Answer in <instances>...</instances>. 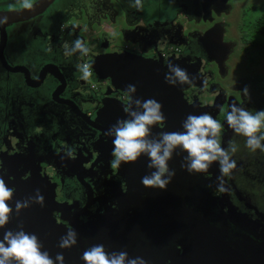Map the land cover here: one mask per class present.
<instances>
[{"label": "flooded vegetation", "instance_id": "obj_1", "mask_svg": "<svg viewBox=\"0 0 264 264\" xmlns=\"http://www.w3.org/2000/svg\"><path fill=\"white\" fill-rule=\"evenodd\" d=\"M36 1L33 0V3ZM117 1L121 6V11L116 8V2L113 0H77L75 2L73 0H55L42 14L23 21L24 23L32 21L29 29L34 30L33 36H29L26 31L22 32V29L17 25L21 22L7 27L8 39L4 55L0 56V161L4 164L0 169L1 171L8 170L9 173H15L19 179H25L28 176L27 171H31L38 160L45 158L49 162H54L55 157L58 155L63 156L62 160L68 159L72 161L71 163L78 162L85 166L91 162V148H94L95 143L104 137V134L112 125L116 124L118 119H124L123 115L128 118L125 111H123L125 104L128 102L126 91L116 89L110 81H99L94 73L96 81L91 82L81 79V73L76 65L84 64V57L78 52L71 56L65 55V45L71 47L78 37L83 40L90 50H95L97 54L104 50L120 49L115 44L114 38L104 34L105 29H102L104 23L101 24V20L104 18L116 19V16L120 15L121 22L125 25L121 28L125 44L121 50L124 53H120L123 55L126 53L136 55L139 57L136 58L137 61L144 60L143 64L149 61L147 65H151L157 76L167 72L169 61L180 67L182 65L180 62H182L186 65L189 76L192 73L196 74L198 67L201 68V71L206 74L210 73L213 77L215 74L221 76L224 73L226 61L222 62V57L217 56L219 54L217 42L213 48L206 45L207 40L201 39L205 35L203 39L208 38V35L212 33L211 28L205 30L204 33L198 28H195L193 32H189L191 28H187L186 24L179 20L178 15H174V12L166 13L165 16L161 15L163 10L160 7L159 0L156 2L142 0L143 9L140 11L130 7L131 0ZM18 8H21L19 3L11 6L0 5L1 10ZM215 9L218 8L215 7ZM210 11H205V16L212 19V16H209ZM202 14L203 12L198 13L199 16L196 15L193 21L195 18L200 19ZM173 17H176L177 20L174 21ZM24 33H27L28 46L22 49L17 45L15 46L13 40ZM130 38H135L132 39V42H136L133 44L134 46L130 44ZM10 41L12 43L11 48L9 47ZM25 44L26 40L23 38V46ZM90 53L92 54V52ZM92 55L94 56V53ZM130 57L135 58V56ZM88 62L91 64L90 60ZM7 64L11 68L17 69L12 70ZM143 64L134 65L135 70L130 72L132 81H127L126 84L136 86L134 99L146 98V93L150 87L148 81L154 79L151 73L143 70L141 67ZM143 76L145 79L142 78ZM91 85H93V88ZM171 86L177 87V84ZM198 86L192 83L183 84L184 96L189 105L197 102L199 97H205L202 93V86ZM151 90L157 94L160 91V85H152ZM103 92L105 94H101ZM175 93L177 94L176 91ZM233 96H237L238 103L244 104L243 93ZM231 101L232 96L230 97ZM206 102L204 103L207 104L208 108L209 105L213 104V102ZM103 104L106 105L105 109H102ZM111 105L113 106L111 107ZM114 109V118H112L109 112ZM196 111L198 112V110ZM222 116V114L216 115L215 119ZM29 126L31 128L30 133ZM224 127L225 131L222 130L220 137L223 141L221 147L225 144L224 141L228 136L233 139L232 133L234 136L236 135L228 127L227 122ZM168 131L173 132L176 130L169 127ZM178 131L183 130L179 128ZM108 138V142L104 145L111 146L113 139L111 136H108ZM69 151L72 153L71 156L68 155ZM175 153H179V155L174 154L177 167L176 176L179 175V178H181L180 149H177ZM141 157L135 163L142 161ZM148 160V157L143 158V161ZM15 162H19L21 166L14 171L12 166ZM214 163L219 167L218 162ZM7 166L8 169L5 168ZM39 168L52 180L50 182L54 184L53 195L58 196L65 191L62 198L65 200L68 192L66 188L62 187L65 171L63 170L61 174H57L59 173L58 170L52 169V167L43 163L39 164ZM23 171L25 174H22ZM19 179L15 178V181L20 182ZM113 183H118L120 190H117ZM141 185L143 186L142 183ZM107 186L109 189L113 188L110 192L115 204L123 213V195L131 187L113 179L107 182ZM173 186L175 192L179 191L184 195L183 199L187 200L188 196H185L186 192L183 187L180 185ZM208 188L203 195H197L195 192L194 194L200 202V207L203 206L202 202H205L208 208L212 209L207 210L208 214H211L217 219L218 223L227 228L226 247H236V250L243 252L241 245L235 240L239 238L242 244L250 245L258 252L263 258V262L259 264H264V233L255 232L258 234V241H254L225 221V217L229 216L230 221L240 222L238 217L245 215L241 211L245 210L243 201L238 197V194H235L237 192L236 185L229 182L230 194L228 195L229 207L232 208L235 216L228 214V211H231L230 208H219L222 193L216 191V189L211 190V187ZM82 191L85 194L87 193V190L86 192L85 190ZM147 191L157 195L153 188H147ZM163 191L160 196L170 198L167 191L165 189ZM95 194L97 196V193ZM33 195L36 194H31V197ZM58 198L61 197L58 196ZM62 210H67V208ZM175 210L184 213L190 211L183 210L179 205ZM65 215L66 213L62 212L58 216L64 217ZM184 219L185 216H181L178 223H168L172 226L168 227L172 231V235L166 242L179 233V228L184 229V226L180 223ZM251 222L255 225L258 223L256 219ZM117 223L127 225L120 218ZM32 224L34 223L31 222ZM138 224H141V221ZM8 229H10L9 225L0 228V239H3V233ZM11 229L13 230V228ZM52 232L59 235L58 231L52 230ZM29 233L39 234L36 230H30ZM107 236L112 248L110 250L105 248L106 251L109 250V253L125 251L120 245V243L123 244L122 241H119L110 233H107ZM38 238L40 242H50V237L43 232L38 235ZM234 241H236L235 244H233ZM128 256L130 255L128 254ZM246 257L251 260L252 264H258L256 258H251L250 254H247Z\"/></svg>", "mask_w": 264, "mask_h": 264}, {"label": "water", "instance_id": "obj_2", "mask_svg": "<svg viewBox=\"0 0 264 264\" xmlns=\"http://www.w3.org/2000/svg\"><path fill=\"white\" fill-rule=\"evenodd\" d=\"M54 1L55 0H37L33 3V8L31 10L22 8L9 10L0 9V17H7L6 23H0L1 57L4 55L8 39L7 27L42 14L54 3ZM120 52L124 53V51L119 49H112V51H102L101 55L94 54L91 67L99 81L108 80L116 89H121L125 92L127 81H132L130 75L131 70H135L134 65L143 64L144 60L137 61L136 58H139L138 56L129 53H126L128 55H123ZM130 56H135V58H131ZM147 62L141 67L144 71L151 73L154 79L148 81L150 87L144 99L152 98L162 104V112L166 117L163 123L153 127L152 133L155 135L160 131H168L169 127L178 131L179 128H182V122L188 114L200 115L196 110H200L203 105L197 104V102L193 105L192 103L189 105L188 100L184 96L183 85L177 84V87L169 85V83L165 81V74L157 76V73L153 72L151 65H147ZM8 67L12 70L17 69L11 68L9 65ZM142 78L145 79L144 76ZM155 84L160 85V91L157 94L153 93L151 90L152 85ZM101 94L105 93L103 92ZM105 106L106 105L103 104L102 109H105ZM112 106L113 105H111V107ZM115 109L109 112L112 118H114ZM123 116L124 119H126V116ZM99 122L102 123L101 120H99ZM106 139L107 141H105ZM108 139V135L104 134V137L95 143L94 148H91V162L85 166H82L81 163L78 162L71 163L72 161L68 159L62 160L63 156L58 155L55 157L54 162H49L45 158L38 160L37 163L33 165L34 167L32 170L27 171L28 176L25 179H19L15 173L9 174V171L5 170V174L12 176L10 178H17L21 182L20 184L18 183L21 188L20 191L15 193L13 199L8 202L13 208V212L7 223L10 229L19 230L22 227L23 230L28 233L30 230H36L39 234L43 232L50 237V242H41L43 245L42 250H46L53 259H55L57 253H62L64 256V264H85L81 259L83 252L99 243L110 250L112 247L107 233L114 235L119 241H122L123 244L120 243V245L130 255L129 258L141 257L147 264H252L251 260L247 259V254H250L251 258L255 257L258 264L263 262V258L258 252L250 245L242 244L239 238L235 240L239 242L241 250L244 253L236 250V247H226L227 228L223 224L218 223L217 219L211 214H208L207 210L212 209H209L205 202H202L203 206L200 207V202L193 192L188 193L183 188L186 192L185 196H188L187 200L183 199L184 195L179 191L175 192L173 185H178L181 179H179V175H177L178 177L176 176L177 167L175 165L176 157L174 154L179 155V153L174 152L173 158L168 162L170 170H175V176L165 189L170 198L165 196L162 197L160 194L164 192L163 189L153 188L157 194L154 195L147 191L145 186L141 185V178L155 171V169H149L147 167L149 160L143 161V158L147 156L142 155V161L137 163H122L119 168L113 169L110 166V161L113 159V156L111 157L113 143H111V146L104 145L108 142ZM112 139H114V137H112ZM40 163L58 170L59 173L57 174H61L64 169L60 166L57 168L53 167L54 163L69 167L72 173L68 175L64 170V176L71 178L70 176L74 174L73 179L77 181V183L80 182L85 192L87 190L86 201L81 208L72 210V213H70L69 208H67V210L53 209L52 212L56 215L46 213L49 203L47 193L43 206L33 202L29 207L21 210L19 214L15 212V202L17 200L23 201L31 197V194L36 192L37 189H39L41 194L44 193L46 188L43 184H40V178L45 177L48 182L51 183L50 181L52 180L39 168ZM5 168L8 169L9 167L7 166ZM12 168L17 169L18 167L12 166ZM121 172L130 180L133 186L132 191L138 199V214H140L142 220L141 224H137L136 226L129 227L128 224L120 225L117 223L118 219H115L109 213L106 216L101 214L95 215L101 208L105 210H117L119 213L123 214L118 205L115 204L114 198L110 192L113 188L109 189L107 186L109 180L113 179L117 181ZM22 174H25L24 171ZM102 175H105L108 181L98 190L97 185L103 180L101 179ZM88 177L92 179H88ZM121 182L124 185L127 184L125 180ZM65 184L72 186L68 179ZM180 185L182 187L184 183L181 182ZM24 186L26 187L24 188ZM97 190L98 197L93 201V191L97 193ZM75 196L79 198L77 194ZM123 197L124 204L126 198L124 195ZM129 197L136 202L131 193H129ZM54 199L58 204L55 194ZM67 201L68 200L65 202ZM177 204L183 210L190 211L184 213L180 210H175L178 207ZM94 205L96 206V210H92L94 216L89 215L90 208ZM62 212H65L66 215L64 217L58 216L60 213L62 214ZM181 216H185V219L180 222L184 226V229L179 228V233L166 242L172 235V231L168 229V227L172 226L168 223H178V219ZM56 219L66 221V226L61 228L59 224L56 225ZM31 222L34 224L31 225ZM69 223H72V228L77 232V244L70 248L62 249L58 244L61 236L65 235L68 229L71 228ZM52 230L58 231L59 235L52 232ZM158 239L159 241H157ZM236 241H234L233 244H235ZM109 250L107 251L109 252ZM57 264H59V262H57Z\"/></svg>", "mask_w": 264, "mask_h": 264}, {"label": "clouds", "instance_id": "obj_3", "mask_svg": "<svg viewBox=\"0 0 264 264\" xmlns=\"http://www.w3.org/2000/svg\"><path fill=\"white\" fill-rule=\"evenodd\" d=\"M22 9L31 10L33 0H18ZM130 7L140 11L143 9L142 0H131ZM7 17H0V23H6ZM86 56L90 49L81 38H77L71 47L65 45V55L71 56L75 53ZM81 79L87 81L92 75L90 65L87 63L77 64ZM165 81L171 85L190 84L192 79L187 71L179 65L169 61ZM245 96L249 90H243ZM128 102L124 106L127 114L126 119H118L105 133L114 137L112 140L113 159L110 166L119 168L122 163L136 162L142 155L149 159L147 167L155 171L141 178L143 186L147 188L166 189L175 170L169 168L168 162L173 158L174 152L180 149L187 153L181 167L191 173H207L214 162H218L220 175L216 177V191L226 193L229 189L225 186V177L231 175L237 164L232 159V154L237 151V146L230 143L229 148L221 147V123L208 113L200 115L188 114L182 122L183 131H160L153 135L152 129L163 123L166 119L162 112V104L155 99H142L133 96L136 86H126ZM226 122L236 134L246 138V147L255 152L257 149L264 151V110L253 114L236 103L230 105V111L226 115ZM71 151L68 155L71 156ZM211 187V185H208ZM15 189L8 187L2 176H0V228H4L9 222L13 208L8 203L13 199ZM44 204V197L39 189L34 197L15 202V212L30 206L31 203ZM77 244V232L69 228L65 235L61 236L58 246L62 249L70 248ZM38 236L28 233L21 227L19 230L8 229L0 239V264H64V256L57 253L53 259L46 250H42ZM81 259L85 264H147L141 258H129L126 251H113L109 253L103 244L93 245L86 249Z\"/></svg>", "mask_w": 264, "mask_h": 264}, {"label": "rangeland", "instance_id": "obj_4", "mask_svg": "<svg viewBox=\"0 0 264 264\" xmlns=\"http://www.w3.org/2000/svg\"><path fill=\"white\" fill-rule=\"evenodd\" d=\"M72 1V0H71ZM74 2L77 0H73ZM115 1L116 8L121 11V6L118 3L117 0ZM158 0H148V2H156ZM160 1V7L163 10L161 13L162 16H165L166 13L174 12V15H178L179 20H182L187 28H191L189 32H193L195 28H198L204 33L205 30L208 28H211L212 33L208 35V38L202 40H207V42L217 46L222 38L225 42H233L235 45V52L232 53L231 57L232 61L227 63L230 58L227 60V66L228 68L225 69L224 73L221 74V76H218L217 74L214 75V77L208 73L206 74L204 71H201L200 67H198L197 73L190 74V78L192 79V84L201 87L202 93L205 95V97H199L197 99V104H202L200 110H198L199 114L208 113L213 118H215L216 115L222 114L223 116L217 119L221 125L222 130L225 131V124H226V115L230 111L229 102L230 97L232 95H239L240 93H243V89L245 87L249 90V95L251 96L253 94H259L260 91L256 88V82L254 78L259 74L264 73V33L259 31L254 27L257 17L264 11V0H159ZM15 3H19L18 0H0V5L6 6V5H15ZM224 6H226L227 12H223L221 16H218L223 11ZM215 7L218 9L216 10ZM200 10V11H199ZM209 16H212V19L205 16V11H209ZM203 12L200 19L195 18L193 21V18L198 13ZM176 17H173V20ZM31 23H24L21 22L17 24L21 29L22 32L26 31L29 36L34 35V30H30L29 27L31 26ZM102 29H105L104 34L108 35L115 39V44L120 48L121 50L123 48L124 44V35L121 30V28L125 27L124 24L121 22L120 15L116 16V19L107 17L106 19L101 20ZM214 24V25H213ZM235 27L237 30L236 32L234 29ZM221 28V30H220ZM210 30V29H209ZM208 30V32H209ZM216 30V32H215ZM242 30V31H240ZM215 32V33H214ZM27 33L21 34L18 37L13 40V44L16 46L21 47L24 49L28 46L27 43ZM23 38L26 40V44L23 46ZM11 39V37H10ZM133 38L129 39V42L132 46L136 42H132ZM135 39V38H134ZM133 39V40H134ZM201 43V40H200ZM12 43L10 41L9 47L11 48ZM126 48V46H125ZM248 49V50H247ZM122 51V50H121ZM92 54L95 55H101L102 52L97 54L95 50H90ZM91 53L84 57L85 62H92L94 60V56ZM103 56V55H102ZM199 59V57H198ZM89 63V62H88ZM181 68L186 70V65H184L182 62H180ZM200 62L198 63V65ZM91 66V64H89ZM90 70L92 72L91 77L89 78V81L93 82L96 81L95 76L93 75V69L90 67ZM164 74V73H163ZM166 74V73H165ZM108 81V80H107ZM100 84V83H99ZM93 88V85H91ZM244 94V93H243ZM203 98V99H202ZM213 102V104L209 105V108L207 104L204 102ZM206 102V103H207ZM215 109V110H214ZM214 110V111H213ZM223 132V131H222ZM221 132V133H222ZM232 138L230 139L226 138V141H224L223 148L228 149L229 144L232 143L237 146V151L232 154L233 155H239V156H249L247 159H235L236 164L238 165H245V178L249 179H257L260 175V169L262 167V164H264V159H259L258 157L261 155H264V151H261L257 149L255 152L251 151L246 147V138L242 135L234 134L232 133ZM107 141V139L105 140ZM264 143V142H262ZM223 144V141L221 140V145ZM187 153L180 151V158H181V164L184 162L183 158L186 156ZM142 158V157H141ZM4 164L0 161V169H2V166ZM26 163L24 164V166ZM21 164L19 162H15L13 164V167H20ZM60 166L62 169H64L67 174H71L72 171L69 169V167H65L63 164L54 163L53 167L57 168ZM250 168L253 169L254 173L250 170ZM16 169H14L15 171ZM5 171L0 170V176L3 177L5 183L10 188L15 189V193L20 191L19 184L21 182H16L15 178H10L11 176L4 173ZM10 174V173H9ZM250 174H254L251 176ZM16 175V174H15ZM220 175L219 167L216 166L215 163L211 165L207 173H189L186 169L182 168V177L179 178V184L181 182L184 183L182 186L188 193L195 192L197 195H203L205 191H207L208 185H211V190H215L217 186L216 177ZM71 178H67L64 176L63 179V186L68 190L67 195L65 196V200L62 199L64 193L59 194L58 196L61 198H58L57 196V202L56 203L53 195V189L54 184L49 183L48 180L45 177L40 178V184H43L45 186V191L42 194L44 199H46V195L48 193V200L49 203L47 205L46 213H52L53 215H56L53 211L55 210H62L64 208H69L70 213H72V210H76L78 208H81L85 201H86V194L82 191L84 190L81 186L80 182L77 183L73 179L74 174L70 176ZM70 180L71 187L69 188L66 184V180ZM88 179H92L91 177H88ZM101 179H103L98 185V190L102 188V186L108 181V178L105 175L101 176ZM236 177L230 175L228 177H225L226 181V187L229 189V182H232L235 184ZM128 184V186H131V188L128 190L127 193L124 194L126 200H124L123 208L124 212L123 214L119 213L117 210H105L104 208H101L95 215H108L111 214L112 217L115 219H122L124 222H126L129 227L136 226L142 219L140 218V214H138V204H137V196L132 191V184L130 183V180L126 178V175L121 172V174L117 178V182L123 181ZM19 183V184H18ZM117 190H119L118 183H113ZM236 185V184H235ZM238 185L242 186L243 188H247V192L243 190H239L236 186V193L238 194V197L243 201L244 209L241 210L245 215H240L238 217V220L240 222H234L230 221V217H225V221L227 224L235 226L240 232L245 234L246 236L250 237L254 241H258L257 236L261 233H264V215L260 213L258 208L255 211V213L252 215L251 206L255 205V203L251 200L246 201L245 198L249 199L252 197L250 193H253L250 191L254 190L257 185H246L244 183V178H239ZM181 186V185H180ZM26 186H24L25 188ZM258 187V186H257ZM64 189V190H66ZM47 190V191H46ZM98 190H97V196L94 193L93 195V201H95L98 197ZM36 194V192H34ZM129 193L132 194L136 202H134L130 197ZM78 195L79 198H76L75 195ZM230 189L226 193H222L220 200H219V208L220 209H229V197ZM243 198L242 197V195ZM68 200L67 202H65ZM56 204H54V203ZM65 202V203H64ZM64 203V204H63ZM62 204V205H59ZM249 206V207H248ZM95 207V208H94ZM90 208L89 215H93L92 210H96V206ZM228 211V214L231 216H235L232 208H230ZM250 213V214H249ZM94 216V215H93ZM250 219V220H249ZM256 219L258 223L252 224L251 221ZM83 221V220H81ZM72 222V221H71ZM59 224L61 228H64L66 226V221L58 220L56 219V225ZM70 224V223H69ZM72 224V223H71ZM70 224V227L72 228V225ZM257 232V233H255Z\"/></svg>", "mask_w": 264, "mask_h": 264}, {"label": "trees", "instance_id": "obj_5", "mask_svg": "<svg viewBox=\"0 0 264 264\" xmlns=\"http://www.w3.org/2000/svg\"><path fill=\"white\" fill-rule=\"evenodd\" d=\"M226 10V6H224L223 8V11L221 12L220 15L218 16H221L223 14V12ZM227 12V11H225ZM214 25V24H213ZM254 27L256 29H258L259 31H261L262 33H264V11L257 17V21L254 25ZM232 29H234V31L236 32V28L233 27ZM221 30V28H220ZM242 31V30H240ZM206 45H210L212 46L213 48L215 47L213 44L207 42ZM218 51H219V54L217 55L218 57H222V62L226 61L231 57L232 53L235 52V45L233 42H225L222 38L220 39L219 43H218ZM248 50V49H247ZM263 57H264V53H263ZM230 61H232V58H230V60L227 62L229 63ZM227 63L225 64V68H228L227 66ZM255 82L257 83L256 84V88L258 91H260L259 94H253L251 96H245L244 95V104L242 105V103H238V99L232 95V101L229 103V108H230V105L233 104V103H236L238 104L239 106H242L244 107L246 110L252 112L253 114H255V112L259 111V110H264V73L262 74H258L255 78H254ZM261 131L264 132V127L261 128ZM239 135V134H238ZM250 155L248 156H239V155H233V158L232 159H247ZM259 159H264V155H261L258 157ZM245 165H238L236 166V168L232 171L231 175L236 177V180H235V184L236 186L238 187V189L240 190H243L245 192H247V188H243L242 186L238 185L239 183V178L243 177L244 178V183L246 185H257L256 188L254 190H251V192L253 193H250L252 195L251 198L247 199L245 197H242L245 198L246 201H253L255 203V205L251 206V212L252 213H255L254 210H256L257 208L259 210H262L260 211L261 214L264 215V164H262V167L260 169V175L258 176V178L255 180V179H252V178H245L244 176V173H245V168H244ZM250 170L254 173L253 169L250 168ZM255 174V173H254ZM254 174H250L251 176H253ZM249 207V206H248Z\"/></svg>", "mask_w": 264, "mask_h": 264}, {"label": "crops", "instance_id": "obj_6", "mask_svg": "<svg viewBox=\"0 0 264 264\" xmlns=\"http://www.w3.org/2000/svg\"><path fill=\"white\" fill-rule=\"evenodd\" d=\"M28 130H29V133H30V131H31V128H30V126L28 127ZM35 131V133H37V131L36 130H34ZM25 159H26V156H25Z\"/></svg>", "mask_w": 264, "mask_h": 264}, {"label": "built area", "instance_id": "obj_7", "mask_svg": "<svg viewBox=\"0 0 264 264\" xmlns=\"http://www.w3.org/2000/svg\"><path fill=\"white\" fill-rule=\"evenodd\" d=\"M84 63H87V64H89L88 62H84Z\"/></svg>", "mask_w": 264, "mask_h": 264}]
</instances>
